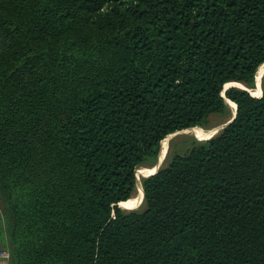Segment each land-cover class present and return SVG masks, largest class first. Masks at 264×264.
Segmentation results:
<instances>
[{
  "label": "trees",
  "instance_id": "16d2710c",
  "mask_svg": "<svg viewBox=\"0 0 264 264\" xmlns=\"http://www.w3.org/2000/svg\"><path fill=\"white\" fill-rule=\"evenodd\" d=\"M263 63L264 0H0L8 264H264Z\"/></svg>",
  "mask_w": 264,
  "mask_h": 264
},
{
  "label": "rangeland",
  "instance_id": "374dc122",
  "mask_svg": "<svg viewBox=\"0 0 264 264\" xmlns=\"http://www.w3.org/2000/svg\"><path fill=\"white\" fill-rule=\"evenodd\" d=\"M263 70H264V64L260 66V69L257 74V83H258L257 87L249 88L254 94L261 93ZM233 84L238 86L241 85L240 82H230L226 85V87H229ZM228 102L231 107V112L226 114L215 113L210 115L207 126L197 125L196 128L194 126L185 128L184 130L181 131H177V132L175 131L176 133H174L171 136L168 135L166 137L167 139L164 140L162 143L157 162L155 164H145L138 167L137 169L138 187L134 193V196H132V198L128 201V203H125L128 205L123 206L125 209H133L141 206L143 202V198H141V196H142V192L144 191L142 186V178L143 176L151 174L157 167L165 164L168 161L170 155L168 154L169 150L171 153L174 149L176 150L187 149L190 146H192L197 139L200 140L212 136L213 134L217 133L226 124V122L233 116V112H235V107H236V105L232 102L231 99L228 98ZM158 163L159 166L157 165ZM0 212L1 214L3 213L1 200H0Z\"/></svg>",
  "mask_w": 264,
  "mask_h": 264
},
{
  "label": "built area",
  "instance_id": "2783aa9c",
  "mask_svg": "<svg viewBox=\"0 0 264 264\" xmlns=\"http://www.w3.org/2000/svg\"><path fill=\"white\" fill-rule=\"evenodd\" d=\"M10 256V249L0 246V264H5L10 259Z\"/></svg>",
  "mask_w": 264,
  "mask_h": 264
},
{
  "label": "water",
  "instance_id": "95a60500",
  "mask_svg": "<svg viewBox=\"0 0 264 264\" xmlns=\"http://www.w3.org/2000/svg\"><path fill=\"white\" fill-rule=\"evenodd\" d=\"M263 64H264V63H263ZM240 84H241V85H240L241 87H244V88H246V89H249V87L245 86L243 83H240ZM233 85H235V84H233ZM262 92H263V90H262V87H261V93H260V94H255V95H261ZM253 94H254V93H253ZM235 115H236V107H235V112H234L233 116H232V117L226 122V124L229 123V122L235 117ZM226 124H225V125H226ZM225 125H224V126H225ZM224 126H223V127H224ZM157 165L159 166V163H158ZM159 167H160V166H159ZM159 167H157L152 173L156 172V171L159 169ZM152 173H151V174H152ZM149 175H150V174H149Z\"/></svg>",
  "mask_w": 264,
  "mask_h": 264
},
{
  "label": "crops",
  "instance_id": "0c3cea01",
  "mask_svg": "<svg viewBox=\"0 0 264 264\" xmlns=\"http://www.w3.org/2000/svg\"><path fill=\"white\" fill-rule=\"evenodd\" d=\"M0 227H1V225H0ZM1 230V229H0ZM2 233L0 232V246H2V247H6V248H8L7 246H5L3 243H2ZM9 263V261H7L5 264H8Z\"/></svg>",
  "mask_w": 264,
  "mask_h": 264
},
{
  "label": "bare ground",
  "instance_id": "6f19581e",
  "mask_svg": "<svg viewBox=\"0 0 264 264\" xmlns=\"http://www.w3.org/2000/svg\"><path fill=\"white\" fill-rule=\"evenodd\" d=\"M176 133V132H175ZM143 195H144V191H143ZM130 204V203H129ZM122 206L128 205V204H121Z\"/></svg>",
  "mask_w": 264,
  "mask_h": 264
}]
</instances>
